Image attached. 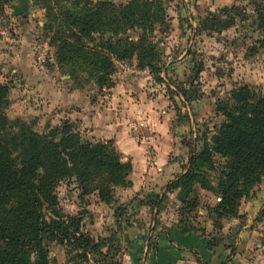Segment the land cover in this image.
Returning a JSON list of instances; mask_svg holds the SVG:
<instances>
[{"label": "rangeland", "instance_id": "374dc122", "mask_svg": "<svg viewBox=\"0 0 264 264\" xmlns=\"http://www.w3.org/2000/svg\"><path fill=\"white\" fill-rule=\"evenodd\" d=\"M130 1L143 0H28L29 8L18 15L12 12L19 0H10L0 10V83L10 91L8 116L33 122L41 133L69 123L82 142L111 143L121 161L130 165L126 184L112 186L108 202L98 190L83 193L74 177L59 182L54 191L56 208L65 216L79 218L80 232L91 236L93 245L85 254L52 242L50 264H159L160 252L165 251L161 245L171 244L170 236L178 229L200 232L206 242L228 239L224 224L244 220L241 208L264 183L261 179L240 198L236 215L218 218L213 207L220 201L217 179L226 160L215 155L204 187L194 185L183 203L171 193L188 167L191 151L202 140L210 143L224 121L220 109L231 103L232 91L244 84L255 93L264 92V0H154L163 20L152 30L133 26L117 35L104 31L93 33L94 41L85 39L92 47L101 39L115 37L135 41L144 31L155 47L151 68L140 66L135 55L118 60L107 53L113 71L102 87L86 73L82 61L58 60L52 40L58 31L67 32L65 12L103 5L106 19L107 11L113 9L119 15ZM126 78L132 85L126 93L128 102L135 108L125 111L121 102H111V94ZM58 91L74 92L79 99L73 103L50 100ZM88 105L100 110L109 107L116 122L114 135L120 129L118 140H127L116 145L113 137L95 135L88 117L82 115ZM131 138L135 149L130 142L123 144ZM158 142L161 150L153 147ZM167 151L164 165L151 161ZM152 166L154 171L149 172ZM161 170L167 178H161Z\"/></svg>", "mask_w": 264, "mask_h": 264}, {"label": "trees", "instance_id": "16d2710c", "mask_svg": "<svg viewBox=\"0 0 264 264\" xmlns=\"http://www.w3.org/2000/svg\"><path fill=\"white\" fill-rule=\"evenodd\" d=\"M9 2L0 0V10ZM157 5L154 0L130 1L121 7L119 15L113 9L107 11L106 19L103 5L65 12L67 32L58 31L52 40L58 60L82 61L86 73L96 77L100 87L113 71L107 53L118 60L135 55L140 66L151 68L155 47L144 31L163 20ZM133 26L144 30L135 41L115 37L101 39L92 47L85 41H94L92 34L96 32L117 35ZM261 27L264 46V16ZM9 93L0 83V264H50L52 242L86 254L93 245L92 237L80 232L79 218L65 216L56 208L55 188L62 180L74 177L83 193L98 190L99 197L108 202L111 187L126 184L130 165L121 161L111 143L82 142L69 123L41 133L33 122L10 118ZM230 99L231 103L220 109L225 119L211 142L202 140L191 151L188 167L171 192L183 203L190 198L194 185L204 187L208 182L206 170L213 169V157L225 158L216 187L220 201L213 207L218 218L236 215L240 198L264 179V92L255 93L243 84L232 91ZM205 164L209 168H201ZM219 243L221 240H207L210 248Z\"/></svg>", "mask_w": 264, "mask_h": 264}, {"label": "crops", "instance_id": "0c3cea01", "mask_svg": "<svg viewBox=\"0 0 264 264\" xmlns=\"http://www.w3.org/2000/svg\"><path fill=\"white\" fill-rule=\"evenodd\" d=\"M131 86L129 79L126 78L124 81L119 82V85L114 89V93L111 94V102H121L125 111L132 109V107L135 108V105L132 106L128 102V95L126 94ZM57 93H54L55 96L50 97V100L62 103H73L79 99L78 94H74L71 91L63 93L58 91ZM75 95L78 97L76 98ZM84 97L82 96L81 99H84ZM102 109L100 110L97 107L88 105V110H83L84 113L82 115L85 118L88 117L86 121L89 126L94 128L95 135L100 137H113L115 138L116 145L117 143H122L123 140H127V138L121 141L118 140L121 132L120 129L118 135H114L116 129L114 123L116 122L113 119L112 110H109V107H102ZM124 123H127V120L124 119ZM159 128L161 127H156V129ZM122 131L128 136V130L122 127ZM133 140L134 138H131L123 144L127 145L130 142V147L134 148L136 146ZM139 147L141 150V146ZM153 147L161 150L163 146L158 142L157 144H153ZM165 148L168 147L166 146ZM132 154L130 153L131 156ZM160 154L162 153H157L156 156L151 158V161H154L155 164L164 165V163H167L168 151L163 153L165 156L160 157ZM137 158L142 166H144V160L139 157ZM153 168V166L152 168L148 167V171H154ZM160 175L162 179L167 178L166 171L161 170ZM153 179L154 181L157 180L156 177ZM241 210L245 216L244 220L224 224L225 227L223 229L225 228V230L230 232V237L211 248L207 246V242L201 236L200 232L179 234L174 231L169 239L172 242L171 244L168 241H162H165V246L161 245V251L163 248L165 251L160 252L159 264H264V183L255 189L253 198L245 202ZM256 217L258 220H255ZM167 246L173 247L167 249Z\"/></svg>", "mask_w": 264, "mask_h": 264}, {"label": "water", "instance_id": "95a60500", "mask_svg": "<svg viewBox=\"0 0 264 264\" xmlns=\"http://www.w3.org/2000/svg\"><path fill=\"white\" fill-rule=\"evenodd\" d=\"M29 8L28 0H19V6L13 7V15H18Z\"/></svg>", "mask_w": 264, "mask_h": 264}]
</instances>
